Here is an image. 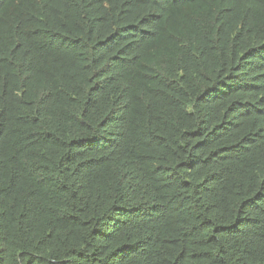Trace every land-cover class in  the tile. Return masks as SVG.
<instances>
[{"label":"trees","instance_id":"16d2710c","mask_svg":"<svg viewBox=\"0 0 264 264\" xmlns=\"http://www.w3.org/2000/svg\"><path fill=\"white\" fill-rule=\"evenodd\" d=\"M0 264H264V0H0Z\"/></svg>","mask_w":264,"mask_h":264}]
</instances>
